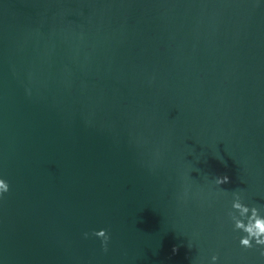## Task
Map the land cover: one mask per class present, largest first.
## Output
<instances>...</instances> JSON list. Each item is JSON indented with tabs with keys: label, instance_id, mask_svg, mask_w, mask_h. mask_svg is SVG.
Returning a JSON list of instances; mask_svg holds the SVG:
<instances>
[{
	"label": "water",
	"instance_id": "obj_1",
	"mask_svg": "<svg viewBox=\"0 0 264 264\" xmlns=\"http://www.w3.org/2000/svg\"><path fill=\"white\" fill-rule=\"evenodd\" d=\"M0 179V264H264V0H0Z\"/></svg>",
	"mask_w": 264,
	"mask_h": 264
},
{
	"label": "clouds",
	"instance_id": "obj_2",
	"mask_svg": "<svg viewBox=\"0 0 264 264\" xmlns=\"http://www.w3.org/2000/svg\"><path fill=\"white\" fill-rule=\"evenodd\" d=\"M228 177H217L215 183L217 186L228 183ZM9 191V186L6 181L0 179V196L5 195ZM228 218L232 222L233 231L242 233L239 238V247L243 249H251L256 247L262 249L260 256L264 257V209L257 207H249L243 203L242 196L233 192L231 202V211L227 213ZM85 233V238H87ZM101 241V248L107 251L109 235L107 230H99L92 233ZM176 251V249H173ZM217 256L211 257V264H216Z\"/></svg>",
	"mask_w": 264,
	"mask_h": 264
}]
</instances>
